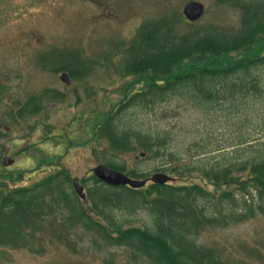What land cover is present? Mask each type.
Returning <instances> with one entry per match:
<instances>
[{
    "label": "rangeland",
    "instance_id": "1",
    "mask_svg": "<svg viewBox=\"0 0 264 264\" xmlns=\"http://www.w3.org/2000/svg\"><path fill=\"white\" fill-rule=\"evenodd\" d=\"M13 30H27L26 58L10 65L24 67L19 80L13 79L8 90L13 101V148L6 156L13 165L0 166V194L19 188H30L46 177L64 171L70 180L91 186L92 169L113 160L130 172L144 174L140 180L167 173L159 170V160L140 150L112 152L107 142L96 135L97 126L116 112L135 92L146 88L141 77L124 75V50L143 24L162 17L178 16L180 33L190 31V22L182 15L189 2L201 3L204 13L193 26L198 29L231 30L239 28V12L220 5L217 0H12ZM190 23V24H189ZM1 29V28H0ZM262 42L247 57L254 56ZM50 54L60 65L80 63V76L66 82L41 70L36 55ZM55 55V58H54ZM0 63L5 73L10 66ZM60 75V76H61ZM3 85L6 87L5 82ZM40 112L17 118L15 113L30 98L43 96ZM44 97V96H43ZM6 97L2 96L0 114L5 113ZM259 116L243 121L224 107L202 110L182 99L171 98L164 104L147 109L131 108L122 114L127 126L142 132H166L167 148L180 158L195 162L205 152L211 164L220 156L232 157L234 144L240 145L237 156L249 154L253 147L264 145V99L254 105ZM143 154L141 157L140 155ZM105 166V165H104ZM168 184H177L175 177ZM135 180V179H134ZM190 184H199L214 193H232L241 197L237 184L215 186L200 176ZM151 185L148 182L144 188ZM143 189V188H142ZM254 203H257L253 197ZM87 201L83 207L87 208ZM228 208V207H226ZM93 216V215H92ZM123 228L143 227L139 213L121 217ZM23 235L25 242L17 247L0 246V264H147L132 260L124 248H99L92 236L81 227L74 229L49 220L33 219ZM197 245L219 252L230 264H264V215L255 210L254 217L240 224L227 223L223 229H203Z\"/></svg>",
    "mask_w": 264,
    "mask_h": 264
},
{
    "label": "trees",
    "instance_id": "2",
    "mask_svg": "<svg viewBox=\"0 0 264 264\" xmlns=\"http://www.w3.org/2000/svg\"><path fill=\"white\" fill-rule=\"evenodd\" d=\"M217 1L239 12L238 29L206 31L189 23L191 30L180 33L178 16L139 27L124 50L123 73L143 78L146 88L131 95L96 130L112 152L140 150L154 155L159 170L178 183L133 190L107 186L92 176L83 200L88 202L87 212L67 173H55L30 188L0 194V246L22 245L23 232L33 219L53 220L70 229L81 227L96 247L124 248L132 260L140 258L147 264H230L218 251L197 245L195 237L205 228L240 224L253 218L255 210L264 215V145L243 157L236 154L244 143L234 144L232 157L222 155L213 164L205 152L195 162H186L167 148L166 132L145 133L122 121V114L131 108L147 109L171 98L204 111L224 107L243 120L241 125L259 116L254 105L264 99V45L254 56L247 55L264 43V0ZM67 64L60 65V71L79 77L80 63ZM46 93L26 101L16 117L38 115ZM104 165L124 172L113 160ZM129 175L135 180L144 176L136 171ZM197 176L215 186L237 184L241 197L229 192L215 195L188 183ZM138 213L145 219L143 227L123 228L122 221L117 222L118 215Z\"/></svg>",
    "mask_w": 264,
    "mask_h": 264
},
{
    "label": "flooded vegetation",
    "instance_id": "3",
    "mask_svg": "<svg viewBox=\"0 0 264 264\" xmlns=\"http://www.w3.org/2000/svg\"><path fill=\"white\" fill-rule=\"evenodd\" d=\"M22 12L19 9H13L12 0H0V63H8L10 65L13 60L17 62H23L26 58V49H27V30L20 29L19 31L13 30V25L11 24V17L13 12ZM27 46V47H25ZM50 54H39L36 55L35 64L41 69L48 72L50 75H53L60 80V65L55 59L51 61ZM50 58V59H49ZM55 58V55H54ZM19 63L16 65H10L8 71L2 73L0 71V103H3L2 96H5V113L0 114V166L5 167L3 163L6 162V159H9L6 155L12 151L13 148V101L8 96V90L13 79L19 80V76L23 74L24 67L20 66ZM5 82L6 87L3 85ZM51 93L52 97L57 98L58 94L55 91H47ZM26 103V102H25ZM1 107V106H0ZM21 107V106H20ZM19 107V108H20ZM18 110V109H17ZM40 110V108H39ZM10 165V166H11ZM7 168V167H5Z\"/></svg>",
    "mask_w": 264,
    "mask_h": 264
},
{
    "label": "water",
    "instance_id": "4",
    "mask_svg": "<svg viewBox=\"0 0 264 264\" xmlns=\"http://www.w3.org/2000/svg\"><path fill=\"white\" fill-rule=\"evenodd\" d=\"M203 13L204 7L201 3L198 2H189L182 10V15L190 23L200 19ZM67 79L68 75L65 73L60 76V81H62L63 83L66 82ZM140 156L142 157L143 154H141ZM11 164L12 161H9L8 159H6V162L3 163L5 167L10 166ZM92 176L107 186L128 187L133 190L143 188L148 182L153 185H166L170 181V178L162 173L154 174L147 180H134L130 179L123 173L110 169L104 165H99L93 168ZM71 187L73 189L74 194L79 200L83 201L86 199V193L84 192V188L77 179L71 180Z\"/></svg>",
    "mask_w": 264,
    "mask_h": 264
}]
</instances>
